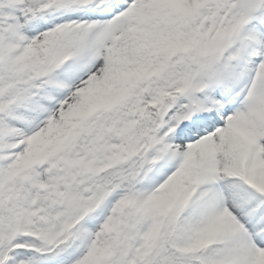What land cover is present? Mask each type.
Instances as JSON below:
<instances>
[{
  "label": "snow or ice",
  "instance_id": "obj_1",
  "mask_svg": "<svg viewBox=\"0 0 264 264\" xmlns=\"http://www.w3.org/2000/svg\"><path fill=\"white\" fill-rule=\"evenodd\" d=\"M0 264H264V0H0Z\"/></svg>",
  "mask_w": 264,
  "mask_h": 264
}]
</instances>
